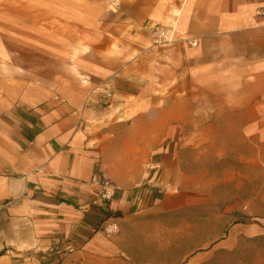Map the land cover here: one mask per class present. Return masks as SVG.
<instances>
[{
  "label": "crops",
  "instance_id": "crops-1",
  "mask_svg": "<svg viewBox=\"0 0 264 264\" xmlns=\"http://www.w3.org/2000/svg\"><path fill=\"white\" fill-rule=\"evenodd\" d=\"M106 1L72 77L0 81V264H170L162 219L256 159L240 145L264 137V0ZM93 176L117 188L107 209Z\"/></svg>",
  "mask_w": 264,
  "mask_h": 264
},
{
  "label": "rangeland",
  "instance_id": "rangeland-1",
  "mask_svg": "<svg viewBox=\"0 0 264 264\" xmlns=\"http://www.w3.org/2000/svg\"><path fill=\"white\" fill-rule=\"evenodd\" d=\"M106 4V0H0V81L50 84L57 75L72 77L75 55L81 53L82 66L88 64L83 59L89 56L95 13ZM240 149L256 153L251 167L241 163L234 169L238 162L227 159L225 186L217 184L206 201L162 219L166 227L158 228L160 238L151 246L154 259L170 264L190 258L192 264H264V137ZM219 179L222 176L215 177Z\"/></svg>",
  "mask_w": 264,
  "mask_h": 264
},
{
  "label": "built area",
  "instance_id": "built-area-1",
  "mask_svg": "<svg viewBox=\"0 0 264 264\" xmlns=\"http://www.w3.org/2000/svg\"><path fill=\"white\" fill-rule=\"evenodd\" d=\"M255 15L257 17L264 18V9L256 10ZM149 34L154 44H166L171 41L169 31L164 27L151 26L149 27ZM92 183L97 188V195L94 201L92 202V204L107 209L108 204L115 197V193L117 191L116 186L109 180L105 179L104 177L98 178L97 176H93ZM111 217L112 216H108V218ZM100 230L106 236H113L119 233V227L114 221H111L108 224L101 226ZM54 251L55 253H58L63 257L67 254L74 252L75 247L72 244H68L63 249L59 247H55Z\"/></svg>",
  "mask_w": 264,
  "mask_h": 264
}]
</instances>
